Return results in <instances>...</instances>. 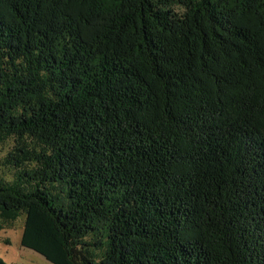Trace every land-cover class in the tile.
<instances>
[{"label": "trees", "instance_id": "trees-1", "mask_svg": "<svg viewBox=\"0 0 264 264\" xmlns=\"http://www.w3.org/2000/svg\"><path fill=\"white\" fill-rule=\"evenodd\" d=\"M7 143L53 264H264V0H0Z\"/></svg>", "mask_w": 264, "mask_h": 264}, {"label": "rangeland", "instance_id": "rangeland-1", "mask_svg": "<svg viewBox=\"0 0 264 264\" xmlns=\"http://www.w3.org/2000/svg\"><path fill=\"white\" fill-rule=\"evenodd\" d=\"M9 149L10 143L0 145V177L6 171L3 161ZM23 224L22 218L5 221L0 217V256L8 264H53L38 252L22 246Z\"/></svg>", "mask_w": 264, "mask_h": 264}]
</instances>
